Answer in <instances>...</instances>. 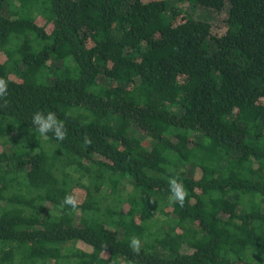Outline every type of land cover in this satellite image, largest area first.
<instances>
[{
  "label": "trees",
  "instance_id": "trees-1",
  "mask_svg": "<svg viewBox=\"0 0 264 264\" xmlns=\"http://www.w3.org/2000/svg\"><path fill=\"white\" fill-rule=\"evenodd\" d=\"M0 77V264H264V0H0Z\"/></svg>",
  "mask_w": 264,
  "mask_h": 264
},
{
  "label": "clouds",
  "instance_id": "clouds-1",
  "mask_svg": "<svg viewBox=\"0 0 264 264\" xmlns=\"http://www.w3.org/2000/svg\"><path fill=\"white\" fill-rule=\"evenodd\" d=\"M9 81L6 78L0 77V107H7L8 100L6 99L8 91ZM32 124L35 126L36 130L43 136L48 133H52L53 136L59 140L63 141L67 138L68 130L65 123L60 120L56 113L48 111L47 113L43 111H36L32 114ZM83 141L85 144L90 145L92 143L91 138L85 134L83 136ZM168 189L170 192V201L174 204H179L183 207L187 197L188 192L181 181L176 177H169L167 180ZM61 207H67L72 211L79 208L78 197L74 194L66 195L61 202ZM142 242L138 236H132L129 241V248L134 254H139L142 249Z\"/></svg>",
  "mask_w": 264,
  "mask_h": 264
},
{
  "label": "rangeland",
  "instance_id": "rangeland-1",
  "mask_svg": "<svg viewBox=\"0 0 264 264\" xmlns=\"http://www.w3.org/2000/svg\"><path fill=\"white\" fill-rule=\"evenodd\" d=\"M175 5L181 6V8H183L184 10H188L196 18H204V19H207L210 22H213V23L218 24V25H222L229 15L228 8L224 9L221 12H218V11L213 10V9L198 8V7H196V5L190 4V3H178L177 1H175ZM104 206L105 205H103V208H104ZM161 219L163 220L164 218L161 217ZM154 251L156 254H158V255L162 254L165 257H172L173 256L167 252L164 253L163 249L160 246H156ZM48 264H51V262H48Z\"/></svg>",
  "mask_w": 264,
  "mask_h": 264
}]
</instances>
